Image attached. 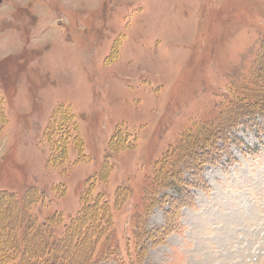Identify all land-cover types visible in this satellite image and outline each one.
Returning <instances> with one entry per match:
<instances>
[{
    "label": "rangeland",
    "instance_id": "rangeland-1",
    "mask_svg": "<svg viewBox=\"0 0 264 264\" xmlns=\"http://www.w3.org/2000/svg\"><path fill=\"white\" fill-rule=\"evenodd\" d=\"M0 104V192L59 236L99 194L100 264H264V0H4Z\"/></svg>",
    "mask_w": 264,
    "mask_h": 264
},
{
    "label": "trees",
    "instance_id": "trees-1",
    "mask_svg": "<svg viewBox=\"0 0 264 264\" xmlns=\"http://www.w3.org/2000/svg\"><path fill=\"white\" fill-rule=\"evenodd\" d=\"M260 113L264 116V111ZM4 118V114L1 113L0 109L1 122ZM76 129L75 126L74 130ZM75 136L78 137V132ZM69 137L71 138V136ZM77 139L82 149L81 146L83 141L81 137ZM217 140L218 138L213 139L210 143V147L207 148L204 146L207 141L202 143L200 149L196 152V158L187 162L189 164L192 163V166L188 168L191 172L190 179L184 178L183 171L180 172L176 180L177 182H174L178 185L173 186L179 193L178 198L186 193V191L184 193V189L187 187L190 188L189 186H200L205 190L209 188L201 176V170L206 163H213V160L216 161L215 156H217V153L220 155L221 149L218 147L219 142L217 143ZM226 140L227 139H224V141ZM57 145L58 143L56 147ZM225 147L226 146H224V149L229 152ZM56 153L57 151L54 149L53 157L56 156ZM52 160L53 159H50V162H52ZM159 164L160 165L155 170V177L157 176V178H159V175L171 176L173 171L170 173L169 170L168 173L166 169L168 160L165 158V160L162 162L160 161ZM163 181L165 180H162L161 187L164 186ZM128 188L120 185L117 189V197L120 196L121 192L129 191ZM31 190L32 188H28L26 192ZM86 193L87 195H93L90 189L86 191ZM95 197L92 203H84L76 215L70 218V222L66 225L63 235L59 236L55 229L49 226H52L54 220L55 223H61V220H59L61 215L53 214L41 223L38 221L37 216L29 212L30 202L33 200L30 201L24 197L21 201L13 192H0V218L4 219L2 223L6 225H3L5 230L0 231V235L2 236L0 260L5 264H100V259H94L95 246L98 245L97 242L100 237L105 234L106 229L110 227L108 225H111V215L106 200H102L99 194ZM173 200H175V198H173ZM11 201L13 202V207H9ZM177 201H179V199H177ZM177 205L179 206V204ZM9 215H13V219L16 218V221L14 222L13 219H9ZM34 227H37V229L33 231ZM75 230H77L79 237H73L72 233ZM37 232L41 234V237L39 242L33 245L30 240L37 235ZM83 237L88 238V240H86L87 244L85 250L84 246L80 244L81 240L84 239ZM44 255L46 257H44ZM74 258L77 259L73 260Z\"/></svg>",
    "mask_w": 264,
    "mask_h": 264
},
{
    "label": "water",
    "instance_id": "water-1",
    "mask_svg": "<svg viewBox=\"0 0 264 264\" xmlns=\"http://www.w3.org/2000/svg\"><path fill=\"white\" fill-rule=\"evenodd\" d=\"M4 0H0V3H2Z\"/></svg>",
    "mask_w": 264,
    "mask_h": 264
}]
</instances>
